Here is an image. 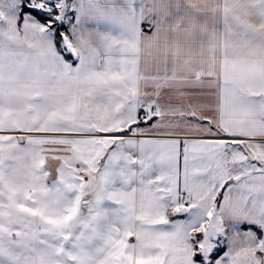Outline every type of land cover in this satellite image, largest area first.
Masks as SVG:
<instances>
[{"label":"snow or ice","instance_id":"6c2138e0","mask_svg":"<svg viewBox=\"0 0 264 264\" xmlns=\"http://www.w3.org/2000/svg\"><path fill=\"white\" fill-rule=\"evenodd\" d=\"M0 264H264V0H0Z\"/></svg>","mask_w":264,"mask_h":264}]
</instances>
